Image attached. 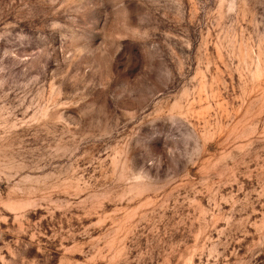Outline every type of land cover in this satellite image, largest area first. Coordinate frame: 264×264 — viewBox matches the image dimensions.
Instances as JSON below:
<instances>
[{
  "label": "rangeland",
  "instance_id": "374dc122",
  "mask_svg": "<svg viewBox=\"0 0 264 264\" xmlns=\"http://www.w3.org/2000/svg\"><path fill=\"white\" fill-rule=\"evenodd\" d=\"M0 264H264V0H0Z\"/></svg>",
  "mask_w": 264,
  "mask_h": 264
}]
</instances>
